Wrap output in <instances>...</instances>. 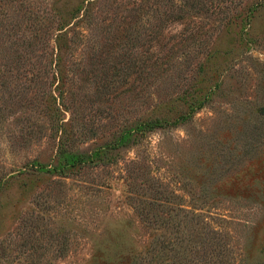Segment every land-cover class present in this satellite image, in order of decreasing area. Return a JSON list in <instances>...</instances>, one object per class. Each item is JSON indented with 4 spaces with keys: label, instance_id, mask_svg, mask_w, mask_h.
Masks as SVG:
<instances>
[{
    "label": "rangeland",
    "instance_id": "374dc122",
    "mask_svg": "<svg viewBox=\"0 0 264 264\" xmlns=\"http://www.w3.org/2000/svg\"><path fill=\"white\" fill-rule=\"evenodd\" d=\"M134 260L264 264V0H0V264Z\"/></svg>",
    "mask_w": 264,
    "mask_h": 264
},
{
    "label": "trees",
    "instance_id": "16d2710c",
    "mask_svg": "<svg viewBox=\"0 0 264 264\" xmlns=\"http://www.w3.org/2000/svg\"><path fill=\"white\" fill-rule=\"evenodd\" d=\"M163 121H147L143 125H145L148 130H153L156 127L162 126L161 124ZM143 130V129H141ZM136 145V141L132 140V132L129 130H126L122 132L121 134L117 135L114 139V141L110 144H106L102 146L99 150H97L95 157L88 156L83 153H62V157L58 161V165L52 166V168L49 170L50 172H60L61 175H67V170H72L73 168L87 164L90 160L94 162V160H98L100 164H105V155L107 154V151L110 149H121L126 150L129 148H132ZM62 167V169L60 168ZM134 264L137 263V261H133Z\"/></svg>",
    "mask_w": 264,
    "mask_h": 264
}]
</instances>
